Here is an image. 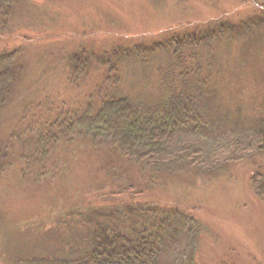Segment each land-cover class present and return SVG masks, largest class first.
Segmentation results:
<instances>
[{
    "label": "rangeland",
    "instance_id": "374dc122",
    "mask_svg": "<svg viewBox=\"0 0 264 264\" xmlns=\"http://www.w3.org/2000/svg\"><path fill=\"white\" fill-rule=\"evenodd\" d=\"M174 41L186 58L198 55L208 97L194 103L189 127L202 128L180 134L152 176L119 162L108 140L93 144L79 132L21 175L16 163L33 156V137L15 141L12 169L0 178V264L52 254L70 237H84L77 211L152 201L179 213L163 226L167 264H264V150L255 137L264 126V0H21L0 35V48H20L22 63L12 99L0 110V140L25 128L28 117L44 120L63 105L83 109L88 98L97 107L116 92L144 109L162 108ZM79 52L90 60L72 85L70 58ZM105 53L117 63L111 88L102 85L98 62ZM188 60L192 69L196 62ZM40 169L45 176H37ZM139 181L146 190L135 187ZM129 187L134 191H121Z\"/></svg>",
    "mask_w": 264,
    "mask_h": 264
},
{
    "label": "trees",
    "instance_id": "16d2710c",
    "mask_svg": "<svg viewBox=\"0 0 264 264\" xmlns=\"http://www.w3.org/2000/svg\"><path fill=\"white\" fill-rule=\"evenodd\" d=\"M20 2L21 0H0V35L6 30ZM191 42L195 43V40ZM173 45L175 47L170 60L173 64L168 65L166 73L161 79L166 95L162 108L144 109L142 105L128 101L118 92L112 96L108 94L102 97L103 91L100 88L98 96L102 99L97 107H94L88 98L83 109L71 110L67 109L69 106L63 105L54 108L55 111L52 112L55 114L51 112L50 117L44 120L34 121L28 117L23 120L25 128L21 124L20 128H14L8 136L0 140V147H3L0 150V178L2 174L12 169L13 164L8 159L14 150L13 144L20 138H24L25 135L33 137L31 149L33 156L29 157L28 154H25L18 158L17 165H15L22 167L21 175L26 173V167L29 165L28 168L38 167V163L48 158L51 150L61 140H70L77 132L89 136L93 144H98L103 139L108 140L109 143H106L118 153L119 162L133 164L140 175L145 174L146 176V173H149L152 176L153 169L155 170L161 165L167 155L173 153L176 139L190 128L189 123L193 118L194 103L204 96L208 97L204 92L206 83L199 75L201 68L197 62V52H191L186 58V55H183V44L174 41ZM121 51H113V57L122 58V54L126 50ZM79 53L70 58L68 81L72 85L76 84L86 73L90 60L91 54ZM113 57L109 53L98 57V62L105 72L102 85L107 88L116 86L118 83L115 75L117 63H112L111 58ZM20 59V48L13 50L0 48V110L12 99V91L22 69ZM188 59L196 62L193 67L191 66L192 69L184 65L189 61ZM180 67H183L181 69L184 70V73L177 74L176 70ZM190 70H193V75H190ZM199 124L202 123L199 122ZM200 128L202 126L198 125L196 128L191 127L190 129H193L194 133ZM255 134L256 145L259 149L264 150V126L259 127ZM28 145H25L26 148ZM37 176H45V170L37 171ZM140 179L142 178L140 177ZM144 183L139 181L135 187L142 186V190H146ZM121 191L132 192L134 190L133 187H129V189L124 188ZM119 194L121 192L111 195ZM95 197L97 202H104L98 195L95 194ZM147 203L153 206L115 202L112 204L114 207L104 204L96 205L90 213H86L90 208L82 211V214L77 211L79 216H83L85 223L82 229L86 238L75 235L64 241L63 244L60 243L52 254H45L41 257L36 255V257L16 258L13 263L167 264L165 260L168 253L164 249L161 250V244L164 243L162 242L164 238L163 226L169 224V220L179 218V213H174L173 207L157 206L159 204L153 201ZM87 205V207L91 206L90 203ZM98 206L102 207L98 208ZM135 216L139 219H135ZM99 220L101 222L97 223ZM73 222L68 221L67 224L71 227ZM139 223L141 225L151 223L156 226L152 228L141 226L142 228L137 230L136 227H139ZM58 230L60 228L52 225L50 231L57 234Z\"/></svg>",
    "mask_w": 264,
    "mask_h": 264
}]
</instances>
